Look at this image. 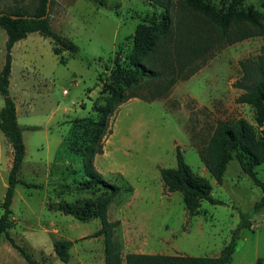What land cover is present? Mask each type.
<instances>
[{"label":"rangeland","instance_id":"rangeland-1","mask_svg":"<svg viewBox=\"0 0 264 264\" xmlns=\"http://www.w3.org/2000/svg\"><path fill=\"white\" fill-rule=\"evenodd\" d=\"M32 1L18 3H28L22 6L28 12ZM203 1L221 13L264 14V0ZM106 3L107 7H101L91 0H53L48 10L50 26L77 46L74 55L61 51L55 56L54 42L37 33L28 34L11 49L8 91L25 147L18 178L38 188L15 186L10 234L37 264H104L102 237L86 238L100 228L98 219L82 222L63 214L60 205L75 208L97 199L99 192L85 191L81 183L85 179L82 152L92 130L88 118L100 97V82L129 54L137 25L163 13L151 0ZM172 16L174 23L191 22L203 34L218 38L212 26L183 6L176 4ZM239 29L254 31L246 25ZM6 38L0 29V70ZM263 46L264 35L260 34L233 44L219 40L197 60L198 70L179 80L166 97L152 102L131 99L108 119L103 153L94 156L93 166L101 179L121 190L108 203L106 217L109 222L119 221L112 242L122 258L135 251L212 256L230 241L240 214L247 215L255 229L239 231L230 264L248 259L252 243H264V206L253 210L263 195L262 188L235 160L227 164L222 182L217 184L197 154L217 120L243 118L258 135L264 130V124L256 125L253 108L235 102L241 91L233 86L243 74L240 62H257ZM177 146L192 172L208 180L211 196L220 204L202 201L197 212L189 215L181 194L164 189L159 169L176 167ZM11 161L12 149L0 132V203ZM254 171L264 187V162ZM2 213L0 208V216ZM58 240L73 242L67 263L54 254L53 243ZM0 264H26L3 236Z\"/></svg>","mask_w":264,"mask_h":264},{"label":"trees","instance_id":"trees-1","mask_svg":"<svg viewBox=\"0 0 264 264\" xmlns=\"http://www.w3.org/2000/svg\"><path fill=\"white\" fill-rule=\"evenodd\" d=\"M101 7H107L106 0H91ZM163 10L158 19H144L137 25L132 36V48L121 64H115L109 71L107 80L101 81L100 97L93 107L91 135L82 152V170L84 180L82 189L93 194L99 192L97 199L90 204L75 207L60 205L65 215H73L82 222L98 219L100 228L90 237H102L104 245V264H230L239 239V231L249 228V217L240 214L238 228L233 231L230 241L226 243L216 257H191L185 255L128 253L123 258L112 242V231L119 226V221L109 222L106 208L110 200L121 192L120 188L101 179L93 166L95 155L103 153L102 139L107 133L108 119L123 103L138 99L152 102L166 97L179 80L192 76L200 60L211 46L219 40L228 44L252 37L264 35V14L227 12L221 13L207 5L203 0H151ZM176 4L183 6L190 13L205 20L218 32V38L203 34L200 27L183 20L173 22L172 11ZM48 0H33L27 12L18 0H0V29L7 35L5 42L4 63L0 70V95L3 107L0 109V132L12 149V161L8 172L7 186L0 203L3 213L0 216V236L15 250L26 264H37L30 254L19 246L10 234L13 222L11 204L15 186L20 184L27 188H38L18 178L23 161L25 147L22 129L17 122L16 108L9 96L8 85L11 69V49L13 45L30 33L54 42L53 53L58 56L61 51L74 55L77 46L69 39L55 33L46 14ZM53 0L49 2L51 8ZM27 7V6H26ZM246 25L252 32L239 29ZM237 27L238 30L234 28ZM239 32V33H234ZM241 78L233 85L241 93L235 99L237 104L247 105L255 110V123L264 124V46L257 62H240ZM140 90H145L140 94ZM176 150V167L160 168L159 175L164 189L168 193L178 192L186 211L194 214L201 202L218 205L220 201L211 196V186L207 179L192 172L184 162L179 147ZM198 157L205 170L217 184L222 182L227 164L235 160L240 169L254 184L260 186L263 195L254 206V212L264 206V187L256 177L254 169L264 162V130L256 132L255 128L243 118L235 120H217L215 128L207 143L197 150ZM128 191L130 189H127ZM73 242L58 240L53 243L57 259L67 263L69 250Z\"/></svg>","mask_w":264,"mask_h":264},{"label":"crops","instance_id":"crops-1","mask_svg":"<svg viewBox=\"0 0 264 264\" xmlns=\"http://www.w3.org/2000/svg\"><path fill=\"white\" fill-rule=\"evenodd\" d=\"M263 221L260 220L259 222L262 224ZM248 229L253 231L255 229V227L252 224H250ZM253 235L255 236L254 237L255 239L258 238L257 235H255V234H253ZM262 235H263V238H264V223H263ZM235 251H236V249H235ZM219 252L218 253H213L212 256H207V257H216V256H218ZM133 253L151 254V253H143V252H140V251H135ZM248 253H250L249 254L250 257L248 259L242 260L241 264H264V243H262V244H260L258 242L252 243V245L250 247V251ZM152 254H154V253H152ZM158 254H164V253H158ZM164 255H183V254H164ZM185 256H188V255H185Z\"/></svg>","mask_w":264,"mask_h":264},{"label":"water","instance_id":"water-1","mask_svg":"<svg viewBox=\"0 0 264 264\" xmlns=\"http://www.w3.org/2000/svg\"><path fill=\"white\" fill-rule=\"evenodd\" d=\"M49 2L50 0H48V3H47L46 14L48 13V10H49Z\"/></svg>","mask_w":264,"mask_h":264}]
</instances>
